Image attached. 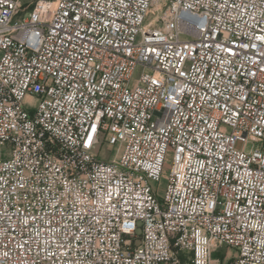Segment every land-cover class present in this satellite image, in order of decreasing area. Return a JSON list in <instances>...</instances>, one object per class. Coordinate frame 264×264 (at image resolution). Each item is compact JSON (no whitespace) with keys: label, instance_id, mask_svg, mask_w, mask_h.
<instances>
[{"label":"built area","instance_id":"built-area-1","mask_svg":"<svg viewBox=\"0 0 264 264\" xmlns=\"http://www.w3.org/2000/svg\"><path fill=\"white\" fill-rule=\"evenodd\" d=\"M222 245L264 264V0H0V264Z\"/></svg>","mask_w":264,"mask_h":264},{"label":"rangeland","instance_id":"rangeland-1","mask_svg":"<svg viewBox=\"0 0 264 264\" xmlns=\"http://www.w3.org/2000/svg\"><path fill=\"white\" fill-rule=\"evenodd\" d=\"M26 1H34V0H26ZM139 71L137 72L138 76ZM236 147L238 149H242L243 147V143L242 142H238L236 144ZM97 153L99 155H101V159L104 160H110L114 157L115 154V150L113 147H100L97 150ZM167 184V180L163 179L160 186H159V192L163 193V190L165 188V185ZM235 256V252L234 250L230 249L229 247L222 245L219 246L214 252H213V257H212V264H233V258Z\"/></svg>","mask_w":264,"mask_h":264}]
</instances>
